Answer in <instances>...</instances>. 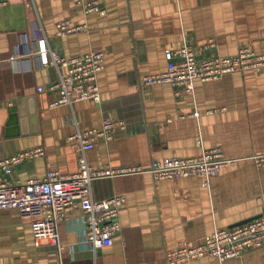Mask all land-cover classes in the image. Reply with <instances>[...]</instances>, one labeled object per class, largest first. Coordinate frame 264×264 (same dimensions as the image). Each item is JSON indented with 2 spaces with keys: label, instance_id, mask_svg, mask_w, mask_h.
<instances>
[{
  "label": "crops",
  "instance_id": "0c3cea01",
  "mask_svg": "<svg viewBox=\"0 0 264 264\" xmlns=\"http://www.w3.org/2000/svg\"><path fill=\"white\" fill-rule=\"evenodd\" d=\"M105 15L86 13L75 0H7L0 6V157L44 147L45 155L13 168L10 180L44 179L48 170L72 174L80 150L68 142L79 130L122 121L113 138H97L85 153L97 169L149 167L167 157H196L219 147L240 158L208 183L202 176L155 179L150 173L118 175L92 183L95 199L125 197L121 229L108 245L87 240L82 203L58 230L61 250L37 245L32 219L18 208L0 209V264H168L166 252L198 244L217 229L264 217V67L196 80L176 95L169 83L144 86L146 75L167 69V51L185 42L198 58L229 56L241 48L264 53V0H102ZM69 19L82 29L65 35L56 24ZM70 58L104 53L98 75L101 102L51 106L47 89L58 70L43 66L39 40ZM210 39L211 48H204ZM198 113V115H194ZM179 264H264V247L220 260L206 255Z\"/></svg>",
  "mask_w": 264,
  "mask_h": 264
},
{
  "label": "built area",
  "instance_id": "2783aa9c",
  "mask_svg": "<svg viewBox=\"0 0 264 264\" xmlns=\"http://www.w3.org/2000/svg\"><path fill=\"white\" fill-rule=\"evenodd\" d=\"M86 13L105 15L102 0H75ZM7 0H0V6ZM72 25L69 19L56 24L57 33L65 35L82 29ZM215 41L210 39L204 48H211ZM37 55L43 66L53 65L59 73L58 80L50 82L45 89L55 94L51 106L73 103L85 99L101 102L98 75L105 65L104 53L89 51L85 54L64 57L46 46V40L38 43ZM167 69L163 72L146 75L142 79L144 86L169 83L175 88L176 95L182 90H192L196 80L211 81L238 71L264 67V53H255L250 48H241L229 56L209 55L198 58L190 43L185 42L179 49L169 50ZM198 115V113H194ZM122 121L106 119L99 128L79 130L68 137V142L80 150L78 170L72 174H62L48 170L44 179H29L24 183L10 180L13 168L25 161L45 155L44 147L24 149L0 157V209L18 208L32 219V230L37 245L50 242L61 250L59 224L66 213L82 203L87 211V240L94 247L108 245L119 233L120 210L125 202L122 195L106 199H95L92 183L98 179L113 178L118 175L150 173L155 179H167L188 176H202L206 182L228 166L236 165L240 158L228 157L219 147L203 149L196 157H167L151 163L149 167L125 166L117 168H93L85 153L93 148L97 138L110 141L117 128H124ZM258 165H264V154L251 157ZM264 247V217L249 220L229 228L213 231L202 242L180 243L175 249L167 250L168 264H179L199 259L206 255L220 260L237 257L249 249Z\"/></svg>",
  "mask_w": 264,
  "mask_h": 264
}]
</instances>
